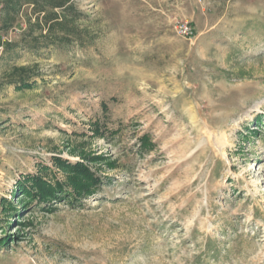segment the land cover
Segmentation results:
<instances>
[{
  "label": "rangeland",
  "instance_id": "374dc122",
  "mask_svg": "<svg viewBox=\"0 0 264 264\" xmlns=\"http://www.w3.org/2000/svg\"><path fill=\"white\" fill-rule=\"evenodd\" d=\"M0 48V264H264V0H0ZM59 161L100 187L24 193Z\"/></svg>",
  "mask_w": 264,
  "mask_h": 264
},
{
  "label": "trees",
  "instance_id": "16d2710c",
  "mask_svg": "<svg viewBox=\"0 0 264 264\" xmlns=\"http://www.w3.org/2000/svg\"><path fill=\"white\" fill-rule=\"evenodd\" d=\"M66 22L64 20L56 22V26H63ZM54 26V25H53ZM83 38H81L82 41ZM28 78H22L16 83V87L19 89H29L31 83ZM142 146H145L147 139H141ZM60 167L67 169V171L73 176L68 181L70 186H66L60 182H56L54 185L45 182L41 177L31 179V187L23 186L24 193L31 199L35 198L40 203H49L50 200H59L62 197L71 199V202H76L82 196L91 195L98 187H100L101 180L93 173L89 168L83 166L82 163L71 165L68 162H58ZM70 188L72 191L70 192ZM59 194L58 196L56 194Z\"/></svg>",
  "mask_w": 264,
  "mask_h": 264
},
{
  "label": "built area",
  "instance_id": "2783aa9c",
  "mask_svg": "<svg viewBox=\"0 0 264 264\" xmlns=\"http://www.w3.org/2000/svg\"><path fill=\"white\" fill-rule=\"evenodd\" d=\"M176 32L182 36H191L192 37V32L191 29L189 27H187L186 25H180V26H176ZM1 49V48H0Z\"/></svg>",
  "mask_w": 264,
  "mask_h": 264
}]
</instances>
